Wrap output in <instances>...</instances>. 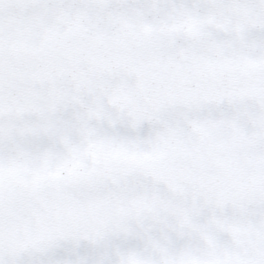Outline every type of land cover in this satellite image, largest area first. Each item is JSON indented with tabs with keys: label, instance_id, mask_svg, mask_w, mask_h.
<instances>
[{
	"label": "snow or ice",
	"instance_id": "1",
	"mask_svg": "<svg viewBox=\"0 0 264 264\" xmlns=\"http://www.w3.org/2000/svg\"><path fill=\"white\" fill-rule=\"evenodd\" d=\"M0 264H264V0H0Z\"/></svg>",
	"mask_w": 264,
	"mask_h": 264
}]
</instances>
